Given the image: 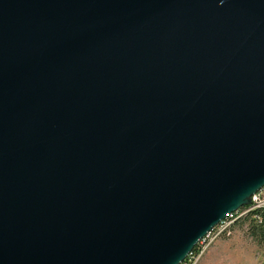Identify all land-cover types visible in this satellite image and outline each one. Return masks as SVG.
<instances>
[{
  "label": "water",
  "instance_id": "1",
  "mask_svg": "<svg viewBox=\"0 0 264 264\" xmlns=\"http://www.w3.org/2000/svg\"><path fill=\"white\" fill-rule=\"evenodd\" d=\"M264 188V0H0V264H183Z\"/></svg>",
  "mask_w": 264,
  "mask_h": 264
},
{
  "label": "rangeland",
  "instance_id": "2",
  "mask_svg": "<svg viewBox=\"0 0 264 264\" xmlns=\"http://www.w3.org/2000/svg\"><path fill=\"white\" fill-rule=\"evenodd\" d=\"M260 192V193H259ZM250 208L264 206V188ZM248 212H238L201 240L195 248L197 254L188 256L183 264H264V247L257 246L247 233L242 219Z\"/></svg>",
  "mask_w": 264,
  "mask_h": 264
},
{
  "label": "trees",
  "instance_id": "3",
  "mask_svg": "<svg viewBox=\"0 0 264 264\" xmlns=\"http://www.w3.org/2000/svg\"><path fill=\"white\" fill-rule=\"evenodd\" d=\"M247 208L243 207L239 212ZM242 224L247 225V233L252 241L259 247H264V206L250 210L241 220ZM197 248H194L193 255L197 254Z\"/></svg>",
  "mask_w": 264,
  "mask_h": 264
},
{
  "label": "bare ground",
  "instance_id": "4",
  "mask_svg": "<svg viewBox=\"0 0 264 264\" xmlns=\"http://www.w3.org/2000/svg\"><path fill=\"white\" fill-rule=\"evenodd\" d=\"M258 193V192H257ZM256 193V194H257ZM255 194V195H256ZM254 196V195H253ZM253 196L251 197V201H252V198H253ZM251 205V204H250ZM250 205L249 206H247V208L245 209V210H243L244 212H249L250 210H253L252 208H250ZM246 207V206H245ZM243 208V207H242ZM241 209V208H240ZM239 209V210H240ZM239 210L237 211V212H234L233 214H231V215H236L238 212H239ZM226 222V219H224V220H222L218 225H221V224H224ZM212 232L214 231V228L211 230ZM210 233V232H209ZM203 240V239H202ZM201 241V240H200ZM190 254H192V252L190 253ZM189 254V255H190Z\"/></svg>",
  "mask_w": 264,
  "mask_h": 264
},
{
  "label": "built area",
  "instance_id": "5",
  "mask_svg": "<svg viewBox=\"0 0 264 264\" xmlns=\"http://www.w3.org/2000/svg\"><path fill=\"white\" fill-rule=\"evenodd\" d=\"M259 193H260V192H259ZM259 193H257L256 195L253 196V198H252V202L258 199V195H259ZM233 216H234V215H230V216H228V217L226 218V220H228L229 218H232ZM218 226H219V225H217L216 227H218ZM216 227H215L214 229H216ZM211 232H212V231H211ZM211 232L208 233V234L203 238V240H205V238H206L208 235H210ZM203 240H202V241H203ZM199 242H200V241H199ZM190 256H193V255L190 254Z\"/></svg>",
  "mask_w": 264,
  "mask_h": 264
}]
</instances>
